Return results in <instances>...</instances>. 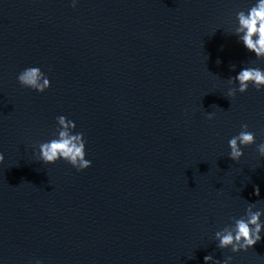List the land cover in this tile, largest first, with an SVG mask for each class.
<instances>
[{
  "label": "water",
  "instance_id": "1",
  "mask_svg": "<svg viewBox=\"0 0 264 264\" xmlns=\"http://www.w3.org/2000/svg\"><path fill=\"white\" fill-rule=\"evenodd\" d=\"M255 2L0 0V264H264V230L238 253L214 239L264 210V89L227 97L264 70L233 34ZM33 66L43 93L17 81ZM61 115L91 167L39 159ZM244 123L256 144L234 162Z\"/></svg>",
  "mask_w": 264,
  "mask_h": 264
},
{
  "label": "clouds",
  "instance_id": "2",
  "mask_svg": "<svg viewBox=\"0 0 264 264\" xmlns=\"http://www.w3.org/2000/svg\"><path fill=\"white\" fill-rule=\"evenodd\" d=\"M76 6V0H72V7ZM238 25L234 27L233 34L238 41L250 52L255 54L256 59L264 60V0L256 2L245 10L236 13ZM220 61L218 60L217 63ZM235 69V65L231 66ZM18 83L25 88L43 93L50 86L47 75L36 66L22 70L17 76ZM228 84L238 87H230L227 97L234 98L236 93H245L251 85L257 91L264 89V70L258 67H244L238 75L227 79ZM215 117L214 112L206 114L208 120ZM58 127L53 139L39 144V159L45 164H55L58 160H64L77 171H82L91 167V161L86 159V140L84 133L73 134L76 128L75 122L61 115L57 118ZM256 144V135L249 131L248 124H241L240 132L228 141L230 149L229 158L234 162H239L244 155L243 149ZM256 150L261 157H264V142L256 144ZM4 156L0 153V163H3ZM254 194L259 196V188H254ZM255 203H249L245 209V214L240 218H232V223L224 226L214 234V239L218 241V249H231L233 253L247 251L262 239L261 232L264 230V210L256 209ZM256 209V210H254ZM231 256H227L221 262L214 260L212 255L204 257L205 264H230ZM36 264H41L37 261Z\"/></svg>",
  "mask_w": 264,
  "mask_h": 264
}]
</instances>
